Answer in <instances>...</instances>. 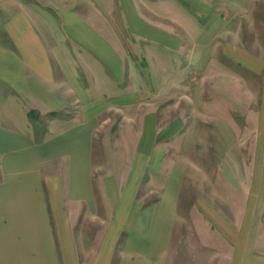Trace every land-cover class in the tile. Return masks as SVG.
<instances>
[{
    "label": "crops",
    "instance_id": "obj_1",
    "mask_svg": "<svg viewBox=\"0 0 264 264\" xmlns=\"http://www.w3.org/2000/svg\"><path fill=\"white\" fill-rule=\"evenodd\" d=\"M85 1H51L64 19L63 37L44 35L25 8L4 25L0 264H264V196H252L253 184L244 196L196 197L187 208L180 174L154 146L147 113L125 159L108 146L111 117L103 114L134 109L129 118L138 123L140 102L121 99L126 59L112 23H100L103 13L118 14L133 38L176 48L184 35L198 40L192 30L218 21L215 0H107L104 8ZM201 13L214 15L207 22ZM74 103L78 109L68 114ZM258 142L261 162L264 120ZM155 173H162L160 194L141 196ZM255 184L260 192L262 182Z\"/></svg>",
    "mask_w": 264,
    "mask_h": 264
},
{
    "label": "rangeland",
    "instance_id": "obj_2",
    "mask_svg": "<svg viewBox=\"0 0 264 264\" xmlns=\"http://www.w3.org/2000/svg\"><path fill=\"white\" fill-rule=\"evenodd\" d=\"M51 1L76 2L0 0V39L8 38L5 22L24 8L45 26L44 35L52 36L53 32L63 37L64 19ZM214 3L218 21L211 20L213 25L200 32L192 30V36L202 37L198 40L178 28L184 43L176 48L133 38L121 27L118 14L106 17L103 13L100 21L104 25L106 20L111 22L122 41L126 70L120 80L126 91L121 99L140 102L138 123L129 118L134 109L112 108L103 114L111 117L106 122L112 139L108 146L115 154L117 150L119 159H125L137 133H141V117L147 113L153 119L154 146L164 152L170 171L180 174V197L187 208L196 197L244 196L250 184L252 196H264V158L260 162L254 156L260 148L259 122L264 120V0ZM85 4L104 8L108 3L86 0ZM81 5L76 3L79 8ZM157 8L156 19L161 15ZM200 16L210 22L211 16ZM245 55L252 59L250 66L242 60ZM260 57L263 61L257 60ZM77 109V103L72 104L68 114ZM254 165L260 167L259 174L254 175ZM154 179L153 190L144 180L141 196L160 194L162 173H155ZM259 181L263 186L260 192L255 188ZM261 209L264 213V205Z\"/></svg>",
    "mask_w": 264,
    "mask_h": 264
}]
</instances>
